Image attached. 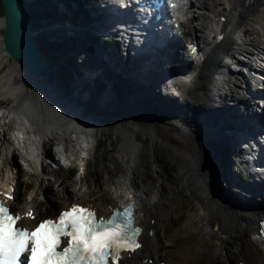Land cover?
I'll return each mask as SVG.
<instances>
[{
	"label": "bare ground",
	"instance_id": "obj_1",
	"mask_svg": "<svg viewBox=\"0 0 264 264\" xmlns=\"http://www.w3.org/2000/svg\"><path fill=\"white\" fill-rule=\"evenodd\" d=\"M88 2L89 6H94V0H88ZM223 2L224 4L222 3L219 8L217 7L218 11L215 10L213 13L216 21H218L220 16L225 17L226 22L221 24V29L225 36L221 43L215 46L212 45V38L211 44L204 52L205 59L202 65L200 67L197 65L194 68L196 74L190 78L189 85L193 86L197 81H201V88L204 92L206 89L215 90L212 97L218 96L223 103H225V99L221 95V90L229 91L228 88L238 87L240 91L235 95V99L232 96L230 98L234 103H228V105H233L229 109H235L236 106L245 103V101L251 102L252 99L264 95L263 90L258 87L246 91L244 87L230 83L227 80L226 71V69H229V65L239 67L242 70L248 68L250 71L259 67L260 71L257 72L264 78V0H223ZM252 4H254L253 8ZM52 6L56 7L58 4H52ZM193 7L191 5L188 10L186 9L183 12V15H189L190 17L185 24L189 23L190 25L188 30H184L185 34L178 39L180 43L176 51L179 49L182 53H188L186 49L192 45L190 41H187L188 43L183 42L186 34L191 33L195 36L194 45L196 48L194 47V50H199L200 36L197 33L202 32L203 28H206L205 21H203L204 18H200L197 15V11L196 15H193L195 13L192 11ZM53 19L56 20V18ZM212 19L211 17L210 20L212 21ZM78 21L81 23L80 20ZM193 22H196V24L192 27L191 24ZM212 26L213 28L210 26L209 29H216L217 27L213 23ZM185 27L187 26L185 25ZM0 30H2V19L0 20ZM79 33H81V29ZM99 49L94 52L100 59L108 55L104 49ZM163 51L160 54H163ZM178 53L177 51L176 55ZM66 54L69 56L68 53ZM166 55L164 54V56ZM186 55L183 54L180 57L181 63L185 64V72L188 71L190 63V61L188 63ZM8 58L5 52L0 53V67L8 63V66L0 74V102L2 100L9 101L0 110V190L3 193L10 192V189L15 191L16 200L8 202L13 208V212L21 214V209L16 205V202L19 203L17 200L21 198L24 203L28 201L27 204H31L35 208L34 214L37 219L49 217L45 212L43 213L45 205L38 193L32 194L33 190L30 193H26L24 190L25 194L20 196L19 187L22 183L20 176L22 177L25 171L26 176L30 175L39 181L48 182V178L51 176V164L64 167L63 164L72 158H77L79 161L86 159L85 154L79 155L81 153L76 147L80 134H85L87 131V126L84 123L85 115L80 112L82 109L79 105L80 103L78 104L76 100V96L80 97L85 103L91 99V96L88 91L84 92V97L78 94L80 92L78 85L75 86L76 94L69 95L71 96L70 98L61 96L56 91V89H59L58 84L49 75L53 69H47L45 75L35 76ZM109 58L112 64L113 58L118 60L114 55H110ZM240 59H244L243 62ZM169 62L171 64L175 63V55L169 57ZM117 63H120V65ZM117 63L112 66L109 64L108 66L107 62H105L103 70L107 69V72L111 73L113 70H117L119 66H123L120 61ZM156 70L148 72L140 68L136 69L135 73L139 77L137 75L135 77V73L133 77L138 81L139 85H134L138 92L133 95L143 96L145 90L149 92L155 91L151 85L155 84L153 81L158 79L154 74ZM45 80L50 84H55L57 88L55 89ZM71 80H74V77ZM142 82H145V84ZM261 84L263 83L261 82ZM106 88L103 91V95L111 98L112 93L108 90V86ZM82 89L84 91V87ZM58 91L61 93L60 90ZM216 91L217 93L219 92L218 95H215L217 94ZM194 92L199 94L196 89ZM52 94L55 95V98L52 97ZM130 97L129 100L131 101ZM163 98L165 100L169 97ZM206 98L209 99V96L207 95ZM171 101L177 103L176 100ZM107 102L109 103L110 100H107ZM169 103L161 104L159 102L163 106H169L171 104ZM74 105H76L75 110ZM248 105L250 106V104ZM212 106L211 114L203 113L202 117L197 119V123L193 121L190 125L185 124L187 128L179 129L177 126L172 125L173 130L179 131L180 138L172 135L168 136L169 142L175 145L181 156L183 175L201 211L199 214H191L185 224L172 235L160 232V229L165 228L162 211L167 210L164 204L165 199L161 198L162 193H159L158 196L148 197L150 188L140 186V182L134 177L132 168L129 165L139 153L140 148L135 152L136 147H140L138 141L127 133L128 131H121V128L117 130L121 139V158L128 169L125 176H130H127L126 182L109 184V186L111 185L109 191L110 200H108L107 205L115 206V202L118 203L122 198L125 199L126 194L131 191L134 195L132 200L137 209L135 225L137 228L141 227L142 229L140 237L142 246L140 250L136 251L134 257L129 260L123 257L119 264H144L142 262L143 259H151L154 263L188 264L187 261L183 260L188 258L191 259L189 262L198 261L199 264H264V250L262 249L261 251L262 255L256 256V248L250 245V240H253L264 247L258 236L261 229L259 227L264 223V201H261L264 200V197L262 196L260 200H254L253 198L252 201H247L248 199L244 200L243 198L235 200L230 193H226L229 196L224 197L216 191L217 175L222 169L226 168L224 155H232L235 147H231V141L221 134L225 129V125L223 123L215 124L214 122L216 118L217 120L224 118L225 113L223 111L227 108L223 109V106L219 102H215V100ZM171 109H173V115H177L178 111L183 110V106L176 108L171 105ZM136 111L138 113L143 112V114L152 112L151 110L143 111L139 107ZM171 112L169 111V113ZM169 113H166V115H169ZM201 124H203V127H200ZM130 125L133 126L135 133L137 131L136 126L134 124ZM215 128L218 129L215 130ZM11 129L13 135L10 138H6V130ZM1 132L4 133L2 134ZM152 135L154 134L151 133ZM93 137L94 134L89 139L87 137L85 139V144H88L89 150L94 149L91 141ZM205 137L207 139L210 138L219 145L221 144L222 147L228 144L229 150L223 153V148L221 150L217 146V151L210 149L208 154L201 152V148L200 150L197 149L199 146L198 140ZM242 143L245 142L242 141ZM52 145H55V151L51 150ZM10 153L11 157H9ZM16 158L19 160L17 161ZM219 158H223V160ZM18 164L21 165V168ZM171 171L178 177L172 165ZM224 175L227 177L226 170ZM82 177L83 175L79 178L78 188ZM75 182L76 184L78 183L76 179L65 183H70L72 186ZM30 183L32 182L30 181ZM34 186H37L35 190L39 187L38 184ZM60 187H62V190H66L69 186L67 187L62 183L59 184ZM78 188L73 190V196L67 192L65 195H60L62 199L59 202L63 201L64 197L69 200L70 204L76 205L77 203L73 199H75L74 193ZM123 188L127 192L124 190V194L121 195ZM66 207L60 206L57 210ZM98 209V214H104L106 206ZM56 212L54 211V215ZM151 218L154 219L152 225L154 227V235L151 237L154 241L153 245L149 246L148 241H146V232ZM201 227L203 231H201ZM193 233H198L195 241H187L186 238ZM249 233L250 237L248 236ZM176 239H179L180 242L174 244L173 240Z\"/></svg>",
	"mask_w": 264,
	"mask_h": 264
},
{
	"label": "rangeland",
	"instance_id": "obj_2",
	"mask_svg": "<svg viewBox=\"0 0 264 264\" xmlns=\"http://www.w3.org/2000/svg\"><path fill=\"white\" fill-rule=\"evenodd\" d=\"M30 1L31 0H17L18 5H20L22 9L24 10L30 9L33 13L36 14V16L42 14V9H47V7H53L52 4H58L57 8H59V10H61V7L70 6L68 0H34L35 1L34 3H31ZM196 1L194 3V7L198 12L197 15L200 18L201 17L204 18L203 21H205V27H206L205 28L206 31L203 28L202 32L197 33V35L200 36V41H199L200 46H198V49L201 52H205L208 49L209 44H211L210 36L212 29H209V27L211 26V28H213L212 23L214 24L216 22V18L213 11L217 10L222 5V3L224 4V2L223 0H198V2ZM253 6L254 4H252V8ZM47 14H49V11L47 12ZM64 14H66V12H64ZM210 16L213 18L212 21L210 20L211 19ZM1 19H2V10L0 7V20ZM194 23L196 24V22H193V24ZM41 24L42 21H39L36 27L41 26ZM189 25L190 24L187 23V27H185L186 30H188ZM41 31H45V28L41 30H36L35 36H37L38 33ZM79 31L80 29H78V32ZM1 32L2 30H0V53L4 52L2 39H1ZM47 33H45L44 35L46 36ZM39 39L41 42L42 40L45 39L46 44H48L50 50L51 58H53L54 55V51H55L54 46L56 47L57 54L60 55L61 57L63 53H70V51H68L69 49L67 50L63 49L64 44L61 42H56L53 40L55 44H52L51 42H48L46 38H42L41 36L39 37ZM187 41H190L192 44L191 47L188 46L190 48L186 49L187 50L186 52L188 53H182L181 50L179 49L177 51L181 55L188 54L186 55L187 56L186 58L188 60V63L190 61L189 65L191 66L195 60V56L193 55V48L195 47L194 45L195 36H193V34L191 33L186 34L185 40L183 42L188 43ZM84 42L87 43L86 40H84ZM65 44L68 47V45H70L71 43L66 41ZM77 44L78 43H76L75 46V43H72L73 48L75 49V47H78L79 49H82V47ZM88 46L91 45H89L88 43ZM106 53L108 54V52ZM72 54H73L72 62L77 70L79 69L78 65H80V62L81 64L88 65L89 64L88 62L92 59L100 60V57H98L94 51H92L88 56L86 55L77 56V54H75L74 52H72ZM93 54L94 56H92ZM107 56L110 57V55ZM78 57L80 60H78ZM109 57H107V61H106L108 66L109 64L110 66H112L114 63L119 62V60L113 58V64H112L111 59ZM55 59L57 60V58ZM46 60L47 63H49L47 58ZM117 64L120 65V63ZM7 66L8 63L0 67V74ZM52 69H53L52 73L55 78L57 76L58 77L57 79L62 80V82L60 81L61 83H67L66 75L64 76L61 72L57 73L54 65ZM117 70L123 71L124 67L119 66ZM82 72L83 73L81 75V78L83 79V82H85L88 79V76L94 75V73L91 72L89 69L82 70ZM263 72H264V68H263ZM195 74L196 72H194V69H192L190 71V78H192ZM136 75L139 77L137 73H135V77ZM105 80L106 82H108L107 78H105ZM71 81L73 82L72 85H74V87L75 85H79V83L75 78L74 80ZM131 83H134V80H132ZM142 83L145 84V82ZM135 84L139 85L138 81ZM50 85L53 86L55 89L57 88L55 84H50ZM65 85L68 87L69 91L71 92V85L69 84H65ZM85 87H84L85 89L84 91H88V94H90L91 96V101L90 102L87 101L86 103H81L78 101V104L80 103L79 105L82 109V111H80L81 114L85 115L84 123L87 126V131L85 132V134H80L76 147L77 150L81 153L79 155L82 156V154H85L86 158H88V161L86 163V171L83 173V177L81 179L78 190L75 191L74 193L75 199L73 200L81 204L92 203L93 206H95L97 209L103 206L105 207V205L108 204V200H110L109 191L111 185L109 186V184L113 182H121V183L126 182L127 176L130 175L125 176V174H127L128 169L124 165L121 158V151H120L121 139L119 134L117 133V130L121 128L120 129L121 131L124 132L128 131L127 133L131 134L133 138L136 141H138L140 145V147H136V151H135L137 152L140 148L138 155L129 164L130 167L132 168V173L134 177L137 179L138 182H140V186L150 188L149 191L150 194L148 195V197L158 196L159 193H162L161 198L165 199L164 204L166 205L167 210L162 211L163 221H164L163 223L165 228L163 227L162 229H160V232L166 235L174 234L177 229L181 228L185 224V222L187 221V219L191 214H195V213L199 214L201 211L199 209L197 200L189 190L187 180L183 175V171L181 168L182 167L181 156L176 150L175 145L169 142L168 136L169 135H172L174 137L180 136L178 130L176 131L172 129V125L177 126L179 129H182L183 127L187 128L185 124L190 125L193 121L194 123H197V119L202 117L203 113L211 114L213 108L209 109L208 104L211 105L213 104L215 97L212 96L214 95L215 90L212 91L213 89L212 90L206 89L205 90L206 95H205L204 90L201 88L202 87L201 81H197L195 84H193V86H190L188 82L182 88L180 98L176 100L177 103H175L174 101L171 100H167V99L163 100L164 98L155 94V92H149L146 90L144 91L145 94H143V96H137L136 94L133 95L135 92H138L136 87L133 86L134 90H132L133 92L129 95V97L132 95L130 97L131 101L129 100L128 97L126 103L123 102V100L126 97L123 99L122 98L118 99L117 97L114 96L113 91L110 88L108 90H110V93H112L111 98H107L106 95L104 96L103 95L104 93L102 92V100L99 101L96 100L97 95L94 93L98 92L100 89L96 90L90 85H87ZM105 87H107L106 83H103V88ZM257 87L264 91V84L260 83L259 85H257ZM106 89L107 88H105L104 90ZM195 89L198 91L199 94L194 92ZM58 90L56 89L57 93L61 96H64L63 94L59 93ZM228 90L229 91L221 90L222 97H224L225 92L227 93L226 95L232 92L233 94L232 97L233 99H235V95L240 91L239 88L235 86L231 87L230 89L228 88ZM93 94L94 96H92ZM218 94L219 92L215 95ZM207 95L209 96V99L206 98ZM52 97L55 98V95L52 94ZM216 98L219 97L216 96ZM230 98L231 96L229 98L225 96V103H223L224 106L222 107L223 109L226 108L228 103L230 104L234 103V101H231ZM107 100H110V102L108 103ZM132 100H134L136 103ZM145 101L147 102L145 103ZM8 102L9 101L2 100L0 102V110L3 106L7 105ZM159 102L161 104H167L170 102L171 104L169 103L170 104L169 106L168 105L163 106L159 104ZM171 105H174L176 108L179 106H183V110H181L180 112L178 111L177 115H173V109H171ZM75 107L76 105H74V110ZM138 107L141 108L143 111L151 110L152 112L144 113V114L143 112L138 113L136 111ZM169 111L170 112L172 111L171 112L172 114L169 113ZM166 113H169V115H166ZM89 114L91 115L90 117ZM130 124H134L136 126L137 131L135 133L133 126H131ZM14 125L16 126L15 121H14ZM202 125L203 124H201L200 127H203ZM12 129L6 130L5 132L6 138H10V136L13 135ZM217 129L218 128H215V130ZM94 132L96 136H98V138H96V141L94 143L95 149L94 151H92V149L89 150L88 144H85L86 143L85 139L86 137L87 139H89L91 135L94 134ZM151 133H153L154 135L151 136ZM198 141H199V146L197 147V149L200 150L201 148L202 150L200 151L206 154H208V151H210V149H212L213 151H217V146L221 150L223 148L221 144L219 145L215 143L210 138L207 139L205 137L199 139ZM51 150L52 151L56 150L55 145L51 146ZM222 152L224 153V150H222ZM9 157H11V153ZM224 157H225L224 159L226 160L224 164L225 165L227 164V167H229L230 155L227 156L224 155ZM221 159L223 160V158ZM16 160L18 161L19 159L16 158ZM171 165L174 167L175 172H177L178 177H176L175 174L171 171ZM227 169L228 168L226 169L224 168L222 170L220 169L221 171L217 175L216 178L217 193L221 194V196L224 197L229 196L226 193L228 194L230 193V195H232L235 200L243 198L244 200L248 199L247 201L250 200L252 201L253 200L252 197L247 198L245 197V195L231 192L233 191L232 186L236 185V181L234 179L231 180V178L227 173ZM50 170H51V176L48 178L49 180L48 182H43L42 180L39 181L38 179L30 175L26 176V172L24 171L22 177L20 176V180L22 183L20 184L21 186L19 187V193L20 196H23L25 192L26 193L32 192V190L34 191L32 192V194L38 193V196L42 199L45 205V207L43 208L44 209L43 213L45 212L46 215L53 216L54 211H56L58 207L60 206L65 207L68 205L69 200H66L64 197H63V201L59 202V200L62 199L60 195L62 194L65 195L67 192L68 194H72L73 196L72 192L74 189H76L77 184L75 182L71 186L70 183H65V182H70L68 178H75L76 175L74 174L71 177H68L71 174H69V171L63 170V167L51 164ZM225 170L227 177H225L224 175ZM223 178L225 179V181L227 180L229 184L224 183ZM60 180H64L65 182ZM30 181L32 183H30ZM62 183H64L65 186L67 187L69 186V187L66 190H62L61 189L62 187L59 188V184ZM35 184L39 185L37 189L38 192L37 190H35L37 188V186H34ZM239 186H241V184L237 183L235 190H240ZM124 190H125L124 188L123 190H121V195H123ZM254 198H260V197L259 195H256L254 196ZM201 231H203L202 227H201ZM157 232L159 233L158 230ZM197 236L198 233L195 234L193 233L191 236L187 237L186 239L189 242H194ZM248 236L250 237V233L248 234ZM146 241H148L149 246L153 245L154 240L152 238H146ZM178 242H180L179 239L173 240L174 244ZM250 245L256 248V256H260L263 254V253L261 254V251L262 249L264 250V247L260 243L250 240ZM241 248L243 249V247ZM183 260L187 261L188 264H199L198 261L189 262L190 260H185V259Z\"/></svg>",
	"mask_w": 264,
	"mask_h": 264
},
{
	"label": "snow or ice",
	"instance_id": "obj_3",
	"mask_svg": "<svg viewBox=\"0 0 264 264\" xmlns=\"http://www.w3.org/2000/svg\"><path fill=\"white\" fill-rule=\"evenodd\" d=\"M20 219L0 203V264H107L121 250L139 247L135 237L140 229L132 226L130 206L97 220L93 212L73 205L58 220H45L34 230L16 227ZM61 237L68 238L67 246L58 251Z\"/></svg>",
	"mask_w": 264,
	"mask_h": 264
},
{
	"label": "water",
	"instance_id": "obj_4",
	"mask_svg": "<svg viewBox=\"0 0 264 264\" xmlns=\"http://www.w3.org/2000/svg\"><path fill=\"white\" fill-rule=\"evenodd\" d=\"M0 7L4 52L32 75H45L47 61L36 41L35 32L21 12L17 0H0ZM59 90L62 94V89Z\"/></svg>",
	"mask_w": 264,
	"mask_h": 264
},
{
	"label": "trees",
	"instance_id": "obj_5",
	"mask_svg": "<svg viewBox=\"0 0 264 264\" xmlns=\"http://www.w3.org/2000/svg\"><path fill=\"white\" fill-rule=\"evenodd\" d=\"M73 1H74V0H70V2H73ZM74 2H76V1H74ZM19 8H20L21 12L23 13V15L25 16L27 22L29 23V25H30L33 29L36 28V26L38 25L39 21L43 20V19H42L43 17H48V16H47V15H48V14H47V12H48L47 9H42V14H40L39 16H36V14L33 13L30 9H29V10H24V9H22V7H20V5H19ZM69 9H70V13H71L72 15H75L76 10H77L78 13H80V9H77V8H76L75 11H73V9L70 8V7H69ZM36 41H37V43H38L40 49H42L41 51L43 52V55L45 56V58L48 59L49 63H50L52 66L54 65V66L56 67V71H57V73L61 72V73L65 76L64 69H63L62 65L65 64V63H67V62L65 61L66 58L68 57L67 54H66V53H63V54H62V57H61L60 55L57 54V52H56V47L54 46V50H55V51H54L53 58H51V57H50V56H51V54H50V50H49L48 44H46V41H45V40H42V42H41L39 38H36ZM68 51H69V50H68ZM49 58H51V59H49ZM55 58H57V60L61 61L60 66L56 64V59H55ZM55 74H56V73H55ZM56 78H58V77H56ZM58 80H59V79H58ZM59 81L62 82V80H59ZM115 87H116V86H115Z\"/></svg>",
	"mask_w": 264,
	"mask_h": 264
}]
</instances>
